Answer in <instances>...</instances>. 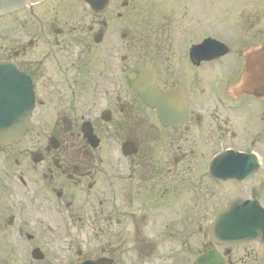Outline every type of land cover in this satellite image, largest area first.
Segmentation results:
<instances>
[{
	"label": "flooded vegetation",
	"instance_id": "flooded-vegetation-1",
	"mask_svg": "<svg viewBox=\"0 0 264 264\" xmlns=\"http://www.w3.org/2000/svg\"><path fill=\"white\" fill-rule=\"evenodd\" d=\"M256 49L264 0H43L1 17L0 62L33 96L31 129L0 145L4 262L264 264L245 235L264 210V97L240 88ZM141 73L160 89L147 104Z\"/></svg>",
	"mask_w": 264,
	"mask_h": 264
},
{
	"label": "water",
	"instance_id": "water-1",
	"mask_svg": "<svg viewBox=\"0 0 264 264\" xmlns=\"http://www.w3.org/2000/svg\"><path fill=\"white\" fill-rule=\"evenodd\" d=\"M35 1L37 0H0V15ZM27 89L22 84L12 85L8 91V98L6 97L10 101L7 102L4 99V105H2L3 96H0V143L6 144L16 141L27 128V114L31 109V100ZM249 91L256 95L259 93L256 88ZM139 92L149 98L146 95L147 90L143 89Z\"/></svg>",
	"mask_w": 264,
	"mask_h": 264
},
{
	"label": "rangeland",
	"instance_id": "rangeland-1",
	"mask_svg": "<svg viewBox=\"0 0 264 264\" xmlns=\"http://www.w3.org/2000/svg\"><path fill=\"white\" fill-rule=\"evenodd\" d=\"M219 5H220V2H219ZM250 9H251V8H250ZM255 9H256V8H255ZM224 31H225V32H229V31H230V26H229V25H228V26H225V27H224ZM2 257H4V256L2 255ZM4 258H5V257H4ZM2 260H3V259H0V264H5V263L2 262ZM16 260H17L16 262H15V260L13 261V262H14L13 264H21V262L19 261L18 256H16ZM7 264H8V263H7Z\"/></svg>",
	"mask_w": 264,
	"mask_h": 264
}]
</instances>
